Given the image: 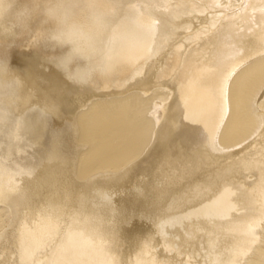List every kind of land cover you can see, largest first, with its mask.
Instances as JSON below:
<instances>
[{"label":"bare ground","instance_id":"bare-ground-1","mask_svg":"<svg viewBox=\"0 0 264 264\" xmlns=\"http://www.w3.org/2000/svg\"><path fill=\"white\" fill-rule=\"evenodd\" d=\"M13 1L14 0H0V16L5 17L7 20H12L13 18L17 19L16 16H19L18 18H20V22L25 24L27 17L31 16V14L27 16V14L30 13L29 9L26 8L28 5L26 7L20 6L23 3H19L21 0L19 2L18 0H15V2ZM53 1L49 0V3H52ZM55 1L56 3L61 2H57V0ZM83 1L86 0H68L65 2L64 7L67 10H72V6L75 4H79L81 6ZM91 1L95 4L100 2L102 5V8L99 4L98 8H96L97 6L93 8L103 13V21L101 24H93L92 21L87 19L89 13L93 10L91 8V10H89V7H86L88 10H86L87 12L84 11L83 14H79L78 18L76 17L71 19L76 22L86 24L93 37L96 34H98V36L106 34V37L110 40L108 43H114L115 45L114 41L116 40L115 38H117L116 35L118 32L116 31L118 30H114L116 34H114L115 36H111L112 33L110 29L113 27H111L113 24L109 15L111 14V11H117V9L120 10L121 8L119 9V7L122 5L119 6L117 1L110 0ZM125 1L127 2V0ZM154 1H157L155 2L158 3L156 5L162 3V6L164 5V9H166L165 12L171 11L170 8L174 5L169 4L168 0L164 2L160 0ZM154 1L148 3L151 5ZM16 2L20 4H18L20 7L17 5V8H15L14 4ZM30 2L33 4L34 1L31 0L28 3ZM44 2L45 1L43 0V3ZM126 2H124V6H129L130 3L125 5ZM169 2L172 3L173 1L170 0ZM155 3L152 5H155ZM131 4H133V1ZM92 5L91 7H93ZM48 6L49 5H47V7ZM60 6L63 8V5ZM147 6L145 7H150L149 5ZM145 7L144 9H146ZM86 8L84 7V10ZM160 8L162 7L160 6ZM160 8L158 7L155 11L160 10ZM46 9L49 11L48 8ZM133 9L135 10V8ZM173 9L175 10V5ZM125 10L124 12L121 11L123 12L122 14L127 12V9ZM129 10L131 11L132 8ZM195 10H198V12L201 10L202 12L201 14H197ZM76 11L78 12V9ZM116 11L115 14H117ZM135 11L133 13H135ZM75 12L74 10L71 11V13ZM163 12L156 14L157 20L162 22L166 20L164 19L166 18V14L163 15ZM177 12H173V14H177ZM182 12L184 14L182 16L180 15L182 17H180L181 19L176 21L174 18V27L172 28L173 33L171 34L172 36L169 44L167 43L168 45L164 48H161L160 46L159 48L156 47L154 50H152L153 47L150 48L152 51L149 56L147 55L148 57L146 58V61L143 59L144 62H146L147 71L146 75H143L148 77L146 82L156 81L157 83V81L161 80H171L174 83L172 85L176 88L172 94L157 91L148 95L144 92L146 90H142L141 92L140 87H138V91L140 92L137 91L132 93L131 91L129 95L109 98L105 97L104 99L102 98L96 101L93 99L91 104L88 103V105L90 104L89 106L87 105L85 109H82L79 113H77L80 121L79 125L77 123L78 138L80 143H83L80 145L86 147L87 149L84 148L86 150H82L80 153L78 152L79 156L78 159H76L77 164L76 170L74 169L75 173L77 171V173H80L83 177H88L92 174H96L100 178L105 177L106 180L111 183V187L114 188L111 189V191L108 190L107 192V196L109 195L108 198L110 200L109 203H112L114 207H116L113 209L114 212L106 218L108 223L111 224L109 226L114 227L110 228L107 225V222L102 224L99 223L101 225L99 227H97L99 224L96 225L97 229L91 232L93 235V245L92 248L85 253V255L86 258L93 261L92 264H264V0H186L184 1V9ZM43 13H45V11ZM118 13H120V11ZM149 13L150 12H148V15ZM35 14L36 13L34 12L33 15ZM138 14L140 13H137V15ZM152 14L150 17L153 16ZM40 15H42V13ZM40 15L38 17H40ZM121 15L118 14V16ZM168 15L172 14L168 13ZM74 16L75 15L73 14V17ZM116 16L117 15L113 18ZM138 16L136 17L139 18ZM133 17L134 16L131 17L132 20ZM154 17L155 16H153V18ZM137 18L134 17V19ZM150 19L151 18L148 20ZM35 20L30 21L35 22L36 24V21L39 19ZM58 20L54 22H57ZM1 21H3V19ZM18 21L19 20L17 19V23H19ZM46 21L45 23L48 22ZM12 22H14V20ZM4 23L5 22L3 21V24ZM131 23L129 25H132ZM24 24L21 25L25 26ZM33 24L31 23L32 26ZM48 24L49 23H47V25ZM115 24L116 23H114V26ZM9 25H11L12 28L15 27L12 24ZM21 25L20 27L22 28ZM26 25H28V23ZM149 25H153V23ZM35 26L36 25L33 27L35 28ZM8 27L10 28V26ZM16 27L18 26L16 25ZM39 27L40 25L38 26V29H41V27ZM154 27L155 26L152 28ZM162 28L164 27L162 26ZM149 29L151 28L149 27L148 30ZM161 29L159 30L161 31ZM11 30L10 32L13 31ZM16 30L17 28L14 30L15 33ZM50 31L53 33V29L46 31L47 34H50L49 36H51ZM155 31H150V33H154ZM14 32L10 35H15ZM46 32L44 31V34H46ZM124 33L119 34L124 35ZM150 33H142L141 30L138 37L145 39ZM37 34H39V32ZM157 34L158 33H156V35ZM24 35L30 34L27 33ZM122 35H119L120 38H122ZM165 35L164 31V36ZM4 36L7 37L8 35L4 33ZM98 36L96 35V37ZM102 36L104 37L105 35ZM102 36L98 37L101 39L96 38L97 41L102 40ZM127 36H130V34ZM1 37L2 36H0V39ZM13 37L15 38V36ZM24 37L25 38L21 36L22 39L27 41L26 36ZM155 37L157 39V36ZM163 37L160 35V38ZM200 37L202 39L200 41H196L197 38ZM5 38H3V40H5ZM54 38H49L50 43ZM120 38L119 40L121 41ZM124 38L125 37L123 36V39ZM8 39L11 38L8 37ZM13 39L11 40L12 44ZM18 39L19 41L17 39L16 40L20 42L21 39L19 37ZM106 39L103 41H106ZM138 39L139 38H137V40ZM154 39L155 38L153 37L152 40L155 41ZM37 40L40 41V38ZM7 41L10 42V40ZM17 41L15 42L16 44H18ZM22 41L23 40H21V43L24 42ZM94 42V39H92L91 48L98 43L96 42L94 44ZM33 43L31 44L32 47H34ZM46 43L49 44L48 41ZM104 43V45L107 44V42ZM24 44L26 45V42H24ZM24 44L22 46H24ZM37 44L38 43L35 45ZM133 44L134 43H132V45ZM18 45L16 47H18ZM27 45L30 46L28 42ZM57 45L55 44L54 46ZM97 45H101L100 42L96 44V46ZM117 45L119 46V44ZM132 45L130 46L131 48L125 52V55L129 57H132L138 51L137 46ZM44 46L45 45H43V47ZM62 46L63 45L59 46V48L56 47L57 50H60ZM150 46L153 45L150 44ZM13 48H15V45ZM177 48H179V51ZM1 49L4 50L7 48ZM24 49L26 48L22 47V50ZM27 49L30 48L27 47ZM40 49H42V47ZM104 49V51L101 48L98 49L99 52L100 50L103 51L101 54L98 53L97 58L99 60L104 58L108 59L109 56L113 58L119 51H115L113 45H110L107 50L106 48ZM3 50L2 52L7 51L1 55L4 56L1 58H5V60L12 58L15 53L12 49ZM33 50H35V47ZM33 50L31 51L30 49L29 51L33 52ZM34 52L33 54L35 55ZM47 53H49V51ZM93 53L90 52L88 58L86 59L87 61L92 57L91 55ZM51 54L52 56L55 55L53 53ZM61 54L63 57V53ZM23 55L24 54H22V58ZM44 56L45 55L40 57L38 62L37 59L32 56V58L36 59V61L33 59L34 62H37L33 64L32 60V65L29 63L30 60L28 62L30 65L23 62L27 66L23 65L25 66L23 67L21 65L20 67H23V69L22 71L21 69L19 70L21 71L20 73L17 70L19 75V80L17 82L5 83L0 81V144L3 143L2 145H4L5 143L7 147L15 145V149L13 148V151L10 152L11 154L5 151L4 152L6 154H4L0 149V188L9 190L7 191V194H9L8 192L13 193L12 190L15 191V194L13 196L11 195L12 197L9 196L10 198L7 199L10 203L0 202V228L4 226L12 209L19 211L26 206L30 207V212L28 211V214H25L26 216L23 218V221L32 222L37 220L39 215L37 211L39 206L38 197H40V192H42V194L44 192L42 186L46 187L44 186L45 184H42V182H47L48 184V195L51 194L59 196L65 194L68 199H70L67 202L70 210L77 208V201L81 200L80 198L78 200L75 198V192L78 190L77 184H75L68 175L69 169L67 167V150L69 146L67 145V136L69 137V134L67 133V130H65L68 127V121L66 118L59 119L55 116L57 111L59 112L61 109H64L65 106H60L63 105L61 104L63 100H66V98H72L75 96L74 94L76 92H80L81 89L84 88V82L87 80L85 75H87L90 80L92 77V80H94L96 75H100L93 73V75L90 76V74L84 73L80 66L77 67L78 64L75 65L80 61H85V59L77 58L72 62L71 66L63 59L60 60L59 64H57L58 60L55 59L57 63L54 60L53 61L58 65V69L56 71L54 70L55 73L46 74V79L59 80V84L56 80L54 83L61 86L58 87L61 90H57L58 93L56 94L58 97L56 96V101L55 99L54 101L47 100L45 99V96L47 95L43 93L45 91L47 93L48 90L54 89L53 87L56 85H51L53 83L52 82L50 84L53 86L52 89L49 87L47 90L46 86L49 81L47 83L44 82L46 80L44 79L45 76L41 79L42 76L39 75L40 72L42 74L44 73V64L42 61V59L45 60ZM26 60L27 59L25 57V61ZM111 61L112 60L110 59V63ZM102 62L100 61V63L97 64L103 65L105 61L103 63ZM20 63L16 64L20 65ZM91 63H93V61H91ZM114 63L117 68L123 66L117 61H114ZM134 63L135 61L133 62V66ZM97 66L98 65H96V68ZM133 66L131 67L132 69L135 68ZM45 67H47V65ZM92 67L93 66L91 65L89 68L91 69ZM102 67L106 66L104 65ZM83 68H85L86 71L88 70L87 66ZM31 69L38 72L37 74L40 76L42 82L39 81L40 79L37 80L36 78L30 76L29 70ZM142 70L143 69L141 68L138 73L141 74ZM108 73L109 72H107V74ZM1 75L3 74H0V76ZM130 75L132 74L130 73L128 76ZM9 76H7L6 80H8ZM129 78H127L128 81L130 80ZM137 78L139 77H136V79ZM90 80L88 81L90 82ZM112 80L110 79V81ZM92 82L90 83L92 84ZM114 82L118 83V80ZM123 82L125 81L123 80ZM132 82L131 85H133ZM146 82L144 81L145 84H147ZM95 83H97V81ZM95 83L93 82V84ZM91 84L90 86L92 87ZM98 85L100 86V84ZM169 85H171V83ZM169 85H167V87ZM116 86L120 87L117 84ZM170 87L172 88V86ZM135 88L137 87H134V89ZM118 89L115 90L118 91ZM150 89L148 88L147 90ZM127 90L129 89L127 88ZM156 90L157 89H155V91ZM84 94L86 93L84 92ZM80 95L83 94L81 93ZM167 96H170V98L164 100V98H168ZM76 97L73 100L77 101ZM51 98L49 97V99ZM33 100H36L37 103H41L42 101L40 105L43 103L45 105L43 107H33L32 105V107L29 108L28 105ZM14 102H17L14 107L25 112L28 111L34 115L36 119L33 120L34 122L36 120L39 123L40 128L39 126L38 128L40 130L46 128V131L42 136V134L40 135L33 131L36 129H33L35 124L32 123V120H30L31 123L26 120L29 122V124H27V128L29 125L31 126L34 124L33 128H31L32 126L29 127L30 131L32 130L33 133H36L34 136L31 134V138L37 136V142L35 140L34 142L39 144L42 143L40 142L42 141L41 139L45 141V143L42 144L43 147L41 150L39 147L37 149L36 146L37 150L31 153V155H29V151H27V143L30 144L29 141L22 143V140H19L21 142L19 145L14 141L16 136L26 132L27 129V122L25 124L23 123L25 127L21 124L25 112L22 111L24 114L23 116H21V114H17L14 110L15 108L12 106ZM59 106L61 108H59ZM59 114L61 115L62 113L59 112ZM50 117L52 118V122L47 119ZM211 132L214 134V140L210 143L211 150L207 153L206 151L201 152V149V151H199V141L197 140V136L200 133L206 134ZM19 136L21 137V135ZM23 138H25L23 140H26V137ZM70 138H73V136ZM27 139H30V137ZM76 139L77 138H75V140ZM76 141L78 142V140ZM29 144L28 146H32V144ZM38 146L41 147V144ZM29 148L32 149L33 147ZM45 160L51 161L49 166L39 168L41 165L40 163ZM28 166L34 168L38 167L37 169L39 170V174L37 175V178L32 180L29 177L31 175L28 172V175L23 177H29L33 182L27 179L26 181H20L22 178H20V175V177H17V174L20 173L22 175L21 172H23V167L25 168ZM31 170L35 169L32 168ZM23 173L25 175L27 174L25 172ZM18 178H20V180ZM39 180L41 181L40 185L32 191L31 187L34 184H38ZM73 196L74 198H72ZM22 212H20V214ZM59 217H61V215H59ZM85 218L86 219L84 220L88 219L87 217ZM91 218H89L90 220L88 221L91 222ZM88 223H84L79 231L85 232L92 229L91 227L88 228ZM131 223L134 227L136 226L138 228L137 231H135L137 234L129 229ZM25 227L27 229V225ZM22 229L24 230L23 227ZM47 229H49V227ZM8 230L10 229L8 228ZM97 231L100 232V235L97 234ZM3 232L2 233L5 234V230ZM29 233L30 231L28 233L27 231L20 233L17 237L18 241H15L14 243H11L12 239L11 241L0 240V264H19V262L11 259L9 256L11 252L14 251V247L17 245L26 247L34 244V237L30 238ZM53 234L55 235V233ZM53 238H55V236ZM58 246L59 245H57V247ZM58 248L61 250L60 247ZM87 248L89 249V247ZM62 249V252L65 253L70 260L71 258H74L72 256L74 250L72 246L70 247L66 245V247H63ZM109 256L111 261H113L111 263H107ZM51 257L50 259L52 260L53 258ZM61 258L59 257V259ZM67 261L66 263L68 264Z\"/></svg>","mask_w":264,"mask_h":264},{"label":"rangeland","instance_id":"rangeland-1","mask_svg":"<svg viewBox=\"0 0 264 264\" xmlns=\"http://www.w3.org/2000/svg\"><path fill=\"white\" fill-rule=\"evenodd\" d=\"M17 1V0H16ZM20 0H18V2H19ZM26 1V2H25ZM29 1H31V0H29ZM28 0H21L19 3H22V5H20L18 2H16L14 5H15V8H17V5L19 4L20 6H24V7H26L27 5H28V7H26V8H28L29 9V14H27V16L28 15H30L31 14V16H28L27 17V19H26V22H25V24L24 23H22V22H20V18H18L19 16H16L17 17V19L19 20L18 22L19 23H17V19L16 18H13L12 20H7L5 17H2V16H0V19L2 20L3 19V21L5 22L4 24H3V21H1L0 20V33H2V34H0V36H2L3 38H5L6 36H4V33L6 34V35H8L6 38H5V40H3V38L1 37V39H0V41L2 42H0V61H4L5 60V58H1V57H4V56H1L2 54H4L5 52H7V51H5V50H7V49H12L13 50V52H15L14 53V55L12 56V58H10V59H6L5 61H10V62H12L13 60H16V61H13L12 63H10V67H11V69L13 70V74H14V76L17 78V76H18V80H19V75H18V72L20 73L21 71H22V69H23V67H25V66H23V65H26V64H24V63H27L28 65H32V62H33V64H35V63H37L38 61H39V59H40V57H43V55H45L44 56V58H45V60H43L42 59V61H43V64H44V73L42 74L41 72L39 73V75H41L42 77H41V79L45 76V78L44 79H46V74H48V73H55V71L58 69V65L57 64H59V62H60V60H62L61 59V57H62V54L61 53H63V57H65L67 54H68V52H69V48L67 47H65L64 45L60 48V50L58 49L57 50V48L56 47H58L59 48V46H61V44H59L58 42H57V40H55V38L54 37H56V35L58 34V31L60 32L61 31V29H63V27H64V25L62 26V24L60 23V21L58 20V18L57 19H53V18H50V16L48 15V11H47V9L46 8H48V10H49V8H52L53 7V5H63V8H62V6H60V10L62 11L61 12V14L63 13V11L66 9L64 6H65V2H67L68 0H57V2H60V3H56V1L54 0H50V1H53L52 3L50 2L49 3V0H44L45 2L43 3V0H33L34 2H33V4H32V2H30V3H28L29 2ZM35 1H37V2H35ZM41 1H42V3H41ZM110 1H117L118 3H119V6L120 5H122V6H120L119 7V9L120 10H118L117 9V11H116V13L117 14H115V11H111L110 13V18H111V20H112V24L113 25H111V33H112V35L111 36H115L114 34H116V32H118L117 33V35H116V37L118 38H115L116 40L114 41L115 42V45H117V44H119V46L117 45V46H115L114 45V43L113 44H109L108 42H110V40H108L109 38H107L106 37V34H99L100 36H98V34H96L98 37H101L102 35H105L104 37L102 36V40H100V41H97V39L96 38H98V37H96V35L93 37V39H94V44L96 43V42H100V44L101 45H97L96 46V44H98V43H96L94 46H93V48H91V53H93L91 56V58H89L88 59V61L87 60H85V61H80V62H78V63H76L75 65H77V67L78 66H80L81 68H82V70H83V72L84 73H86V74H89V71L87 72L86 70H85V68H83V67H85V66H87V68L88 69H90L89 67H91V65L93 66L92 68H91V70H92V72L93 73H95V74H98V75H100V76H95V78H94V80H92L93 79V77L91 78V80H90V78L87 76V75H85V78H87V80L84 82V90L83 89H81V93L83 94V95H80L81 93L80 92H76L74 95L75 96H73L72 98H66V100H63L62 101V103L61 104H63V105H60L61 107L62 106H65L64 107V109H61L59 112L60 113H62L61 115L59 114V112L57 113L56 112V116L55 117H57V118H59V119H62V118H66V120L68 121V129L66 128L65 130H67V133L69 134V137L67 136V145L69 146V148H68V150H67V156H68V162H67V167H68V169H69V177H70V179L75 183V184H77V192H75V198L78 200L79 198L81 199L80 201L78 200L77 201V203L78 204H76V207L77 208H75L74 210H70L69 209V206H68V204H67V202L70 200V199H68V197L64 194H62V195H59V196H57V195H51V194H47V193H49L47 190V187H48V184H47V182L45 183H43L42 182V184L44 185V186H46V187H43L42 185V188L44 189L43 191V194H42V192H40V197H38V202H39V206H38V217H37V220H35V221H32V222H25V220L23 221V218L26 216L25 214H28V211L30 212V207H24V208H22L21 210H19V211H16V210H11V213L9 214V216H8V219H7V221L5 222V224H4V226H2L1 228H0V240L2 241H5V240H10L11 241V239H12V241H11V243H14L15 241H18V239H17V237L20 235V233H22V232H26L27 231V233L30 231V238H33L34 237V244L31 246V245H29V246H19V245H17L16 247H14V251L13 252H11V254H10V258L11 259H14L15 261H17V262H19V264H47V262H48V264H67L66 263V261L68 262V264H92L93 263V261H91V260H89L88 258H86V255H85V253L88 251V250H90V248H92V243H93V235L91 234V232H93L94 230H96L97 229V227H99L102 223H108V220L106 219L111 213H113L114 211H113V209L114 208H116V207H114V205L112 204V203H109L110 202V200H109V195L107 196V192H108V190H110L111 191V189H114L113 187H111V183H109L107 180H106V178L105 177H99V176H97L96 174L94 175V174H92V175H89L88 177H83V176H81L80 175V173H77V171H76V173H75V170H76V162H77V160L76 159H78V156H79V153L83 150H86L87 148L86 147H83V146H81L83 143H80V141H79V138H78V134H77V128H78V125H79V116L77 115V113H79L82 109H85L86 107H87V105H88V103H92V100L94 99V101H96V100H98V99H104L105 97L106 98H109V97H120V96H125V95H129L130 93H131V91H132V93H134V92H137L138 90H139V88L138 87H140V91L142 92V90L144 91V90H146V91H144L145 92V94H151V93H155V92H157V91H163V92H167V93H173L175 90H176V88L172 85V84H174L173 83V81H171V80H167V81H163V80H161V81H157V83H156V81H154V82H146L147 80H148V77H146L145 75H146V62H144V60L143 59H145V61H146V58L149 56V54H150V52L152 51V50H154V49H156V47H158L159 48V46L161 47V48H164V47H166V45H168L169 44V42H170V39H171V34L173 33V27H174V20L176 19V21L177 20H179V19H181L182 17V15L184 14L183 12H182V10L184 9V1H186V0H171V1H173L172 3L171 2H169L170 0H168V3L169 4H174L175 5V10L173 9L174 8V5H170L171 6V8H170V10L171 11H167L168 13H170V14H172V15H168V13L167 12H165L166 11V9H164V5L162 6V3H160L159 5L162 7V8H160V6L159 5H156V4H158V3H155V2H157V1H154V0H132L133 1V4H131L132 3V1L131 0H129V2H128V0H127V2L124 0V2H126L125 3V5L126 4H129V6L128 5H126V6H124V2H123V0H110ZM151 1H154V2H152V4H154L155 3V5H150L148 2H150L151 3ZM160 1H162V2H164V1H167V0H160ZM13 2H15V0L13 1ZM39 2V3H38ZM86 2V3H85ZM103 2V1H102ZM140 4H139V3ZM145 2H146V4H145ZM82 3V2H81ZM89 3H91V4H89ZM135 3V4H134ZM136 3H137V5H136ZM83 4H85V5H83ZM92 4H94V5H92ZM98 4H99V6L101 7L102 5H101V3L100 2H98L97 4H95L94 2H92L91 0L90 1H88V0H86V1H83V3H82V5L86 8H88L89 7V10H91V9H93V8H95L96 6V8H98ZM187 4H189V3H187ZM186 4V5H187ZM18 5V7H20ZM44 5V6H43ZM46 5V6H45ZM47 5H49L48 7H47ZM81 5V6H82ZM91 5L93 6V7H91ZM134 5V6H133ZM147 5H149L150 7L149 8H146L145 6H147ZM38 6V7H37ZM79 4H75L74 6H72L71 8H72V10H68V12H69V14H70V16H71V18H78V16H79V14L81 15V14H83V12L85 11V12H87L88 10H87V8L84 10V7L82 6L81 7ZM129 7V9H131L132 8V10L130 11L129 9H128V7ZM137 8H136V7ZM139 6V7H138ZM146 8V9H144V7ZM179 6V7H178ZM41 7V8H40ZM45 7V8H44ZM123 7V8H122ZM125 7V8H124ZM127 7V8H126ZM131 7V8H130ZM148 7V6H147ZM154 7V8H153ZM156 7V8H155ZM160 8V10H158V11H155V10H157V8ZM32 8V9H31ZM82 8V9H81ZM91 8V9H90ZM102 8V7H101ZM133 8H135V10L133 9ZM153 8V10L151 11V9ZM36 9V10H35ZM45 9V10H44ZM78 9V12L76 11ZM125 9H127V12H125L124 14H125V16L126 15H130L129 17L128 16H124V14H122L123 12H124V10ZM163 9V10H162ZM40 10H44L45 11V13H43L42 11H40ZM74 10V12L77 14H75V13H71V11H73ZM82 10V11H81ZM87 10V11H86ZM141 10V11H140ZM162 10V11H161ZM172 10H173V12H177V14H173V12H172ZM177 10V11H176ZM40 13H39V12ZM120 11V13H118ZM121 11H123V12H121ZM126 11V10H125ZM130 11V12H129ZM135 11V13L137 12V13H140V14H138L137 15V13L135 14V13H133ZM146 11V12H145ZM155 11V12H154ZM164 11V12H163ZM31 12H33V13H31ZM34 12L36 13L35 15H33L34 14ZM82 12V13H81ZM143 12H145V13H143ZM148 12H150L149 13V15H148ZM160 12L162 13L163 12V15H165L166 16V18H164V19H166L165 21H159V20H157V16H156V14H160ZM182 12V13H181ZM195 12L198 14V13H200L201 14V10H199V12H198V10L196 11L195 10ZM42 13V15H40ZM142 13V14H141ZM153 13V14H152ZM73 14L75 15L74 17H73ZM115 15H117L115 18H113ZM118 14L119 15H121V16H118ZM132 14V15H131ZM151 14L153 15V16H155L154 18L156 19V21H155V19L153 18V16L152 17H150L151 16ZM179 14V15H178ZM40 15V17H38ZM176 15V16H175ZM181 15V16H180ZM38 17V18H36V17ZM42 16V17H41ZM46 18H45V17ZM48 16V17H47ZM113 16V17H112ZM132 16H134L135 18H137L136 16H138L139 18H137L138 20H139V22H138V20L137 19H134V17H133V20H132ZM141 16V17H140ZM172 17V18H170V17ZM124 17H125V19H124ZM181 17V18H180ZM30 18V19H29ZM44 19V21H43V19ZM47 18H48V20H47ZM50 18V19H49ZM119 18V19H118ZM124 20H123V19ZM144 18V19H143ZM149 18H151L150 20H148ZM170 18V19H169ZM175 18V19H174ZM37 19H39V20H36ZM52 19H53V22L54 21H56V20H58L57 22H52ZM127 19V20H126ZM6 20V21H5ZM14 20V22H12ZM30 20H32V21H36V24H35V22H32V21H30ZM48 22H47V21ZM123 20V21H122ZM129 20V21H128ZM154 20V21H153ZM8 21V22H7ZM45 21L47 22V23H49L48 25H47V23H45ZM132 23H131V22ZM136 21V22H135ZM167 21V22H166ZM7 22V23H6ZM11 22V23H10ZM59 22V23H58ZM121 22H123V23H121ZM149 22V23H148ZM151 22V23H150ZM157 22V23H156ZM14 23V24H13ZM15 23H17V24H15ZM28 23V25H26ZM31 23L33 24V26L34 25H36L35 26V28L31 25ZM51 23V24H50ZM114 23H116L115 24V26H114ZM117 23H118V25H117ZM132 24V25H129V24ZM137 23V24H136ZM138 23H139V25H138ZM141 23V24H140ZM153 23V25H149V24H152ZM155 23V24H154ZM7 24V25H6ZM9 24H12V25H14L15 27L14 28H12V26L11 25H9ZM21 24H24L25 26H23V25H21ZM38 24V25H37ZM52 24H53V26H52ZM55 24V25H54ZM147 24V25H146ZM160 24V25H159ZM170 24H173V25H170ZM2 25H3V27H2ZM16 25L18 26V27H16ZM20 25L22 26V28L20 27ZM40 25V27H41V29H38V26ZM42 25V26H41ZM44 25V26H43ZM120 25V26H119ZM126 25V26H125ZM137 25V26H136ZM145 25V26H144ZM161 26V27H159V26ZM7 26V27H6ZM8 26H10V28L8 27ZM28 26H29V28H28ZM30 26H32V27H30ZM54 26H56V27H54ZM61 26H62V28H61ZM153 26H155L154 28H152ZM159 28H158V27ZM162 26L166 29H164V28H162ZM25 27V28H24ZM37 27V28H36ZM39 27V28H40ZM43 27V28H42ZM48 29H47V28ZM59 27V28H58ZM118 27V28H117ZM120 27V28H119ZM146 27H147V29H146ZM151 28V29H153V30H151V29H149L150 31H155L154 33H150V31L148 30V28ZM158 29H157V28ZM9 28V29H8ZM15 28H17V30H16V33L14 32V30H15ZM32 28H33V30H32ZM136 28V29H135ZM143 28H144V30H143ZM165 31V36H164V31L162 30V29ZM13 31H12V30ZM53 29V33H51V31H50V33H51V36L54 38L53 39V43L51 44L50 43V39H52V37L51 36H49L50 34H47V32L46 31H49V30H52ZM58 29V30H57ZM126 29V30H125ZM155 29V30H154ZM159 29H161V31L159 30ZM7 30V31H6ZM10 30L12 31V32H10ZM20 30V31H19ZM37 31V32H35V31ZM116 30H118V31H115ZM122 30V31H121ZM130 30V31H129ZM141 30H142V33L143 32H146V34H148V33H150L145 39H141L140 37H138L139 36V34L141 33ZM147 30H148V32H147ZM168 30V31H167ZM42 31H43V33H42ZM44 31L46 32V34H44ZM172 31V32H171ZM10 32V33H9ZM15 33V35H13V36H15V38L13 37V36H11L10 34H12V33ZM19 34H18V33ZM39 32V34H37ZM125 32V33H124ZM137 32V33H136ZM9 33V34H8ZM23 33V34H22ZM30 34V35H24V34ZM41 33V34H40ZM49 33V32H48ZM56 33V34H55ZM119 33H124V35H122V34H119ZM127 33V34H126ZM156 33H158L157 35H156ZM170 33V34H169ZM20 35V36H18V35ZM128 34H130V36H127ZM134 34V35H133ZM138 34V35H137ZM152 34H155V35H152ZM31 35H32V37H31ZM44 35V36H43ZM47 35V36H46ZM119 35H122V38H120V36ZM126 35V36H125ZM136 35V36H135ZM160 35H161V37H165V39H164V37L163 38H160ZM21 39V40H25V39H22L21 38V36H23V38H25L24 36H26V39H27V41L25 40L24 42H26V45L24 44V42L23 43H21V40H20V42H18L19 41V39H18V37ZM27 36H29V37H27ZM33 36H36V37H33ZM39 36V37H38ZM45 39H43L42 37ZM47 38H46V37ZM123 36L126 38V41H125V38L123 39ZM155 38L154 40L155 41H153L152 39H153V37ZM155 36H157V39H156V37ZM167 36V37H166ZM168 36H170V37H168ZM8 37L9 38H11V39H8ZM128 37H129V39H128ZM149 37H151V38H149ZM15 40H14V39ZM34 38V39H33ZM40 38V41L39 40H37V39H39ZM42 38V39H41ZM50 38V39H49ZM107 38V39H106ZM119 38L121 39V41H122V43H121V41L119 40ZM133 38V39H132ZM137 38H139L138 40H137ZM167 38V39H166ZM13 39V44L11 43L12 40ZM18 41H17V40ZM37 40V42H36V40ZM96 39V40H95ZM98 39H101V38H98ZM104 39H106V41H103ZM135 39V40H134ZM202 38L200 37V38H197V40L196 41H200ZM7 40H10V42L9 41H7ZM29 40V41H28ZM32 42H31V41ZM33 40H35V41H33ZM42 40V41H41ZM49 42V44L48 43H46L47 41ZM158 40V41H157ZM5 41V42H4ZM17 41V43L18 44H20V45H18V44H16L15 42ZM41 43H39V42ZM45 41V42H44ZM56 41V42H55ZM117 41V42H116ZM118 41H119V43H118ZM127 41H129V42H127ZM133 41V42H132ZM136 41V42H135ZM142 41V42H141ZM144 41V42H143ZM166 41H168V42H166ZM11 43V44H9V43ZM27 42H28V44H30V46H28L27 45ZM31 42V43H30ZM34 42V43H33ZM38 43L37 45H35L36 43ZM44 42V43H43ZM104 42H107V44L106 45H104L105 43ZM125 42V43H124ZM138 42V43H137ZM148 44H147V43ZM158 42V43H157ZM7 43V44H6ZM15 43V44H14ZM34 44V47H35V50H33L34 49V47H32V45L31 44ZM46 43V44H45ZM121 43V44H120ZM129 43V44H128ZM132 43H134L133 45H135V46H137V53H135V55H133L132 57H129V56H127V55H125V52L129 49V48H131L130 46L132 45ZM168 43V44H167ZM24 44V46H22ZM40 44V45H39ZM56 44H58L57 46H54V45ZM108 44H109V46H108ZM142 44H144V45H142ZM150 44L151 45H153V46H150ZM155 44V45H154ZM7 45H10V46H7ZM14 45H15V48H13L14 47ZM18 45V47H16ZM42 45V46H41ZM43 45H45L44 47H43ZM105 47H104V46ZM110 45H113L114 46V48H115V51H118L117 52V54L112 58V57H108V59L107 58H104V59H102V60H99L97 57H98V53L99 54H101L105 49L104 48H106V50H107V48H109L110 47ZM126 45V46H125ZM132 45V46H133ZM141 45V46H140ZM146 45H147V47H146ZM7 46V47H6ZM13 46V47H12ZM42 47V49H40L41 47ZM95 46H96V48H95ZM126 47V49H125V47ZM140 46V47H139ZM10 47V48H9ZM20 47V48H19ZM22 47L23 48H26V49H24V50H22ZM27 47H29L30 49H31V51L33 50V52L35 53V55L33 54V52H31V51H29L30 49H27ZM39 47V48H38ZM118 47V48H117ZM120 47V48H119ZM123 47V48H122ZM145 47V48H144ZM153 47V48H152ZM1 48H7V49H1ZM18 48H19V50H18ZM38 50H37V49ZM48 48V49H47ZM55 48V49H54ZM64 48V49H63ZM103 49V51H101L100 50V52H99V50L98 49ZM143 48V49H142ZM150 48H152V50L150 49ZM180 48V47H179ZM179 48H177L178 49V51H179ZM63 49V50H62ZM124 49V50H123ZM142 49V50H141ZM147 51H146V50ZM149 49H150V51H149ZM181 49V48H180ZM2 50L3 51H5V52H2ZM27 50H28V53H27ZM57 50V51H56ZM122 50V51H121ZM24 53H23V52ZM26 51V52H25ZM40 52V53H38V52ZM44 51V52H43ZM49 51V53H47ZM50 51H51V53H53V54H55L56 52V56L54 55V56H52V54L50 53ZM63 51V52H62ZM98 51V52H97ZM37 52V53H36ZM46 52V53H45ZM27 53V54H26ZM32 53V54H31ZM45 53V54H44ZM60 53V54H59ZM118 53H120V54H118ZM141 53H142V55H141ZM22 54H24L23 55V58H22ZM50 54V55H49ZM122 54V55H121ZM146 54V55H145ZM18 57H17V56ZM48 55V56H47ZM61 55V56H60ZM93 55H97V56H93ZM138 55V56H137ZM141 55V56H140ZM148 55V56H147ZM32 56L34 57V58H36L37 59V62H34V60L36 61V59H34V58H32ZM47 56V57H46ZM146 56V57H145ZM25 57H26V59L28 60H26L25 61ZM29 57V58H28ZM49 57V58H48ZM57 57H58V59H57ZM62 57V58H63ZM145 57V58H144ZM15 58V59H14ZM18 58V59H17ZM22 58V59H21ZM54 58V59H53ZM97 58V59H96ZM113 61H111V63H110V59ZM11 59H12V61H11ZM20 59H21V61H20ZM34 59V60H33ZM48 59H50V60H48ZM55 59L56 60H58L57 62L55 61ZM92 59V60H91ZM95 59H96V62H95ZM113 59H115V60H113ZM23 60V61H22ZM29 60H30V62H29ZM33 60V61H32ZM48 60V61H47ZM57 63H55L54 61ZM108 60V61H107ZM19 61V62H18ZM32 61V62H31ZM87 61V62H86ZM90 61V62H89ZM91 61H93V63H91ZM100 61L103 63V65L102 64H97V63H100ZM114 61H117L119 64H122L123 66L122 67H120V68H117L116 66H115V63H114ZM131 61H132V63H131ZM135 61V63H134V66H133V62ZM21 62V63H20ZM24 62V63H23ZM30 64H29V63ZM51 62V63H50ZM94 62H95V64H94ZM108 62V63H107ZM140 62V63H139ZM16 63H20V65L19 64H16ZM80 63H81V65H80ZM91 63V64H90ZM106 63V64H105ZM144 63V64H143ZM14 64V65H13ZM47 65V67H45L46 65ZM55 64H56V66H55ZM107 64H108V66H107ZM137 66H136V65ZM139 64V65H138ZM19 65V66H18ZM23 66V67H20V66ZM52 65H53V68H52ZM88 65H89V67H88ZM96 65H98V66H100V67H98L97 66V68H96ZM106 66V67H102V66ZM110 65V66H109ZM18 66V67H17ZM27 66V65H26ZM51 66V67H50ZM83 66V67H82ZM135 67V68H131V67ZM56 67V68H55ZM136 67H137V69H136ZM143 69L142 70V72H141V74H139L138 72H140V70H141V68ZM46 68V69H45ZM55 68V69H54ZM86 68V69H87ZM100 68V69H99ZM107 70H106V69ZM111 68V69H110ZM139 68V69H138ZM21 69V71H19ZM49 69V70H48ZM53 69V70H52ZM93 69H95V70H93ZM97 69V70H96ZM17 70H18V72H17ZM45 70H47V71H45ZM55 70V71H54ZM103 71V74H100L101 72H99V71ZM104 70H106V71H104ZM138 70V71H137ZM33 71V72H32ZM36 71V70H35ZM34 70H29V74H30V76L31 77H33V78H36L37 80H39L40 79V76L37 74L38 72L36 71L35 72ZM53 71V72H52ZM135 73H134V72ZM30 72H32V73H30ZM98 72V73H97ZM105 72H106V74H105ZM107 72H111L110 74L108 73L107 74ZM122 73V74H121ZM131 73L132 75H130V76H128L129 74ZM137 73V74H136ZM35 74V75H34ZM128 74V75H127ZM143 74H145V75H143ZM106 75V76H105ZM113 75H115V76H113ZM117 75V76H116ZM123 75V76H122ZM125 75H126V77L127 78H129L130 80L128 81L127 80V78L125 77ZM135 77H134V76ZM7 76H9V74H3V75H1L0 76V81H2V82H5V83H14V82H17L18 80H15V79H13L12 78V76L10 75L9 77H8V80H6L7 79ZM87 76V77H86ZM102 76V77H101ZM133 76V77H132ZM38 77V78H37ZM98 77V78H97ZM113 77V78H112ZM124 77V78H123ZM131 77H132V79H131ZM136 77H139V78H137L136 79ZM96 78H97V80H96ZM100 78V79H99ZM103 78V79H102ZM115 78V79H114ZM118 78V79H117ZM133 78H135V79H133ZM145 78V79H144ZM11 81H10V80ZM32 79V78H31ZM39 80V81H41L42 82V80ZM44 79H43V81H44ZM101 79H102V82H101ZM110 79L112 80V79H114V80H112V81H110ZM126 79V80H125ZM147 79V80H146ZM13 80H15V81H13ZM47 80V79H46ZM44 81V82H48L47 83V86H46V89L48 90L49 89V87H50V89H52V87L53 86H55V87H53L54 89H52L53 90V92H52V90H48L47 91V93H46V91L43 93V94H45V95H47V96H45L46 98L45 99H47V100H53L54 101V99H55V101H56V98L58 97L57 96V94L56 93H58V87H61V86H59L58 84H59V80H57V79H55L56 81H57V83L55 84L54 82H56L55 80H47V81ZM88 80H90V82H96L97 81V83H95V84H93V82H92V84L88 81ZM96 80V81H95ZM118 80V83H115L114 81H117ZM122 80V81H121ZM123 80L125 81V82H123ZM134 82H132V81ZM147 83V84H145L144 83V81ZM105 81V82H104ZM129 82V84H128V82ZM139 81V82H138ZM142 81V82H141ZM54 84H53V83ZM87 82V83H86ZM92 85V87L90 86V84ZM100 82V83H99ZM108 82V83H107ZM110 82V83H109ZM123 84H122V83ZM131 82H132V84L133 85H131ZM138 84H137V83ZM46 83H45V85H46ZM52 83V84H51ZM101 83H102V85H101ZM159 83H161V84H159ZM165 83H166V85H165ZM171 83V85H169V84ZM53 85V86H51V85ZM97 84V85H96ZM98 84H100V86L98 85ZM116 84L117 85H119L120 87H118V86H116ZM122 84V85H121ZM127 86H126V85ZM145 84V85H144ZM152 84V85H151ZM50 85V86H49ZM58 85V86H57ZM140 85V86H139ZM156 85H158V86H156ZM167 85H169L168 87H170V86H172V88L170 87V88H168L167 87ZM95 86V87H94ZM96 86H97V88H96ZM108 86V87H107ZM116 86V87H115ZM126 86V87H125ZM152 88H151V87ZM156 86V87H155ZM48 87V88H47ZM88 87V88H87ZM123 87H125V88H123ZM134 87H137V88H135L134 89ZM146 87H148L150 90H147L148 88H146ZM119 88V89H118ZM120 88H122V89H120ZM127 88L129 89V90H127ZM162 88H164V89H162ZM168 88V89H167ZM90 90V92H89V90ZM118 89V91H116V90ZM124 89V90H123ZM131 89V90H130ZM155 89H157L156 91H155ZM175 89V90H174ZM54 90H56V91H54ZM61 89H59V91H60ZM170 92H169V91ZM52 93H51V92ZM94 91V92H93ZM121 91V92H120ZM125 91V92H124ZM140 91H138V92H140ZM149 91V92H148ZM152 91V92H151ZM55 92V93H54ZM84 92L86 93V94H84ZM93 94H92V93ZM100 92H102V93H100ZM104 92V93H103ZM116 92V93H115ZM56 94V95H54V94ZM80 93V94H79ZM95 93V94H94ZM108 93H109V95H108ZM50 94V95H49ZM78 94H79V97H78ZM103 94V95H102ZM28 95H30V94H28ZM90 97H89V96ZM94 97H93V96ZM170 95V94H169ZM51 96H52V98H51ZM54 96V97H53ZM57 96V97H56ZM77 96V97H76ZM81 96V97H80ZM31 97V96H30ZM48 97V98H47ZM49 97L51 98V99H49ZM77 98L76 100L77 101H75V100H73L74 98ZM92 97V98H91ZM168 98H164V100H167V99H169L170 98V96H167ZM79 98H81V99H79ZM85 98V99H84ZM89 100H88V99ZM78 99H79V102H78ZM69 100V101H68ZM71 100V101H70ZM81 100V101H80ZM82 100H84V101H82ZM90 100H91V102H90ZM35 101V102H34ZM41 101V100H40ZM45 101V100H44ZM73 101H75V102H73ZM66 102V103H65ZM72 102V103H71ZM82 102H83V105H82ZM87 102V103H86ZM15 103L17 104V102H14L13 104H12V106H13V108H15L14 110L16 111V113L17 114H21V116H23L24 114L22 113V111L23 110H20V109H18V108H16V107H14L15 106ZM30 103H32V104H30ZM29 103V105H28V107L30 108V107H32V105H33V107H43L45 104L43 103L42 105H40L41 103H42V101H41V103H37V101L36 100H33V101H31ZM75 103V104H74ZM37 104V105H36ZM38 104H39V106H38ZM66 104V105H65ZM86 104V105H85ZM89 104V105H90ZM73 105V106H72ZM88 105V106H89ZM1 106H2V104H1ZM4 106H6V105H4ZM59 106V108H61ZM74 106H75V108H74ZM79 106V107H78ZM83 106V107H82ZM67 107V108H66ZM1 108V107H0ZM67 109V110H66ZM72 110V111H71ZM0 111H1V109H0ZM23 112H25V111H23ZM72 112V113H71ZM66 115H64V114ZM68 113V114H67ZM59 115V116H58ZM68 115H70V116H68ZM60 116H61V118H60ZM65 116V117H64ZM46 117H48V116H46ZM78 118V119H77ZM33 119H36L35 117H34V115H32V113H30V112H28V111H26L25 112V115H24V118H23V120H22V126L23 127H25V125H23V123L25 124L26 122V128H27V124H29V122L31 123V121L30 120H32V123H34L33 125L35 126V127H37L38 128V126H39V123L35 120V122H34V120ZM47 119H49L48 121H50V122H52L51 120H52V118L50 117V118H47ZM71 119V120H70ZM26 120H28V121H26ZM76 120V121H75ZM78 121V122H77ZM37 122V123H36ZM71 122H72V124H74V122H75V124L74 125H72L71 124ZM77 123H78V125H77ZM36 124H37V126H36ZM33 125H29V127H31V128H33ZM21 126V125H20ZM27 128L26 129V132H24V133H21V134H19V135H21V139L18 137V136H16V138H15V142H16V144H18L19 145V143H26L27 141H29L30 142V144L29 143H27V151H29L28 153H29V155H31V153H33L34 151H36L37 149H38V147L40 148V150H41V148L43 147L42 146V144L43 143H45V141L43 140V139H41L42 141H40V142H42V143H39V144H37V143H35L34 142V140L37 142V136L36 137H34V138H31L32 137V135L34 136V134H36V133H33V131L34 132H37L38 134H42V136H43V134L45 133V131H46V128H44V129H42V130H40L39 128H40V126H39V130L37 129V128H33V129H36V130H31L30 131V128ZM70 127V128H69ZM76 127V128H75ZM74 129V130H73ZM28 130V131H27ZM40 131V132H38V131ZM72 130V131H71ZM75 130H76V132H75ZM29 131H30V133H29ZM43 131V132H42ZM25 134V135H24ZM31 136H30V135ZM72 134V135H71ZM214 134H213V132H211V133H206V134H202V133H200L198 136H197V140L199 141L198 142V146H199V151H201V152H204V151H206V153L207 152H209L211 149V142L214 140V136H213ZM73 136V138H70V137H72ZM75 136V137H74ZM23 137H26V140H23V139H25V138H23ZM30 137V139H27V138H29ZM19 138V139H18ZM75 138H77L76 140H78V142L75 140ZM18 139V140H17ZM17 140V141H16ZM21 142H20V141ZM72 141V142H71ZM76 141V142H75ZM206 141V142H205ZM33 143H35V144H33ZM72 145H71V144ZM203 145H201V144ZM204 143V144H203ZM3 144V143H2ZM2 144H0V149H1V151L4 153V154H6L5 152H9V154H11L10 152H12L13 151V148L15 149V145L14 146H9V147H7V145H5V143H4V145H2ZM28 144L29 145H31L32 144V146H28ZM41 144V147L40 146H38V145H40ZM81 144V145H80ZM36 146H37V149H36ZM46 146V145H45ZM29 147H33L32 149H30ZM34 147H35V149H34ZM201 147V148H200ZM6 148H8L9 149V151H8V149H6ZM84 148H86V149H84ZM28 149H30V150H28ZM201 149V150H200ZM77 150V151H76ZM5 151V152H4ZM79 152V153H78ZM8 154V153H7ZM26 154H27V152H26ZM78 154V155H77ZM33 155V154H32ZM76 155H77V157H76ZM75 156V157H74ZM76 160V161H75ZM47 161V162H46ZM71 163H70V162ZM51 163V161H48V160H45V161H43L42 163H40L41 165L39 166V168H45V167H48L49 166V164ZM68 163H70V164H68ZM44 164V165H43ZM33 168V169H35V170H31V169ZM38 167H23V172H25V173H27L26 175L23 173V172H21L22 173V175L20 174V173H18L17 174V177H20V178H22L21 180H20V178H18L20 181H26V179L27 180H30V181H32L33 179L35 180V178H37V175L39 174L38 173V169H37ZM75 169V170H74ZM29 170V171H28ZM33 171V172H32ZM74 171V172H73ZM28 172H29V174L31 175V176H29V177H23V176H27L28 175ZM36 173V174H35ZM75 173V174H74ZM20 175V176H19ZM33 175V176H32ZM94 175V176H93ZM33 177V178H32ZM77 177V178H76ZM90 177V178H89ZM29 178V179H28ZM82 178H84V179H82ZM103 178V179H102ZM105 178V179H104ZM25 179V180H24ZM41 180V179H40ZM39 180V183L38 184H34L31 188H32V191H34L35 189H36V187L38 186V185H40V181ZM89 180V181H88ZM105 181H107V182H105ZM33 182V181H32ZM107 183V184H106ZM95 184V185H94ZM35 186V187H34ZM94 186V187H93ZM5 188H0V202H3V203H8L9 201L7 200V199H9L10 197L9 196H13L14 194H15V191L14 190H12L13 191V193H10V192H8L9 194H7V191H9V190H7V189H5ZM3 190V191H2ZM46 191V192H45ZM2 193V194H1ZM109 194V193H108ZM77 195H78V197H77ZM5 196H7V197H5ZM11 196V197H12ZM45 196V197H44ZM57 196V197H56ZM74 196L72 197V198H74ZM44 197V198H43ZM49 197V198H48ZM40 198V199H39ZM46 199V200H45ZM55 199V200H54ZM48 202V203H47ZM10 203V202H9ZM66 203V204H65ZM46 204H48V205H46ZM50 205V206H49ZM43 206V207H42ZM46 206V207H45ZM50 208V209H48V208ZM53 207V208H52ZM45 208H47V209H45ZM44 210V211H43ZM89 210V211H88ZM22 211H24V212H22ZM14 212H15V214H14ZM19 212V213H18ZM20 212H22L21 214H20ZM76 213V214H75ZM17 215V216H16ZM21 215V216H20ZM23 215V216H22ZM59 215H61V217H59ZM89 217H88V216ZM91 215V216H90ZM93 215H95V216H93ZM21 217V218H20ZM43 217V218H42ZM85 217H87L88 219L87 220H84V219H86ZM92 217V218H91ZM48 218V219H47ZM69 218V219H68ZM89 218H91V222L90 221H88V220H90ZM10 220V221H9ZM84 220V221H83ZM94 222H93V221ZM18 221V222H17ZM41 222V223H39V222ZM9 222H11V223H9ZM56 222V223H55ZM88 223V228L89 227H91L92 229H90L89 231L87 230V231H85V232H81V231H79L80 229H81V226H83L84 225V223ZM9 223V224H8ZM17 225H16V224ZM99 223H101V224H99ZM21 224H22V226H21ZM99 224V225H98ZM11 227H10V226ZM27 225V229H26V226ZM58 227H57V226ZM96 225H98L97 227H96ZM108 226L109 225H111L110 223H108L107 224ZM15 226V227H14ZM6 229H5V228ZM22 227L24 228V230L22 229ZM49 227V229H47ZM62 227V228H61ZM110 228H113L114 226H109ZM8 228L10 229V230H8ZM17 228H19V229H17ZM54 228V229H53ZM94 228V229H93ZM33 229V230H32ZM129 229L131 230V231H133L135 234H137L135 231H137V227L135 226L134 227V225L131 223L130 224V226H129ZM5 230V234H3L4 231ZM14 230V231H13ZM16 230H17V232H16ZM117 230V229H116ZM13 231V232H12ZM3 232V233H2ZM8 232V233H7ZM11 232H12V234H11ZM15 232V233H14ZM20 232V233H19ZM89 232V233H88ZM98 233V235H100V232L99 231H97ZM14 233V234H13ZM19 233V234H18ZM46 233V234H45ZM53 233H55V235L53 234ZM89 235H88V234ZM4 236H3V235ZM12 236H11V235ZM38 234V235H37ZM40 234H42V235H40ZM57 235V236H56ZM11 236V237H10ZM52 238H51V237ZM55 236V238H53ZM16 237V238H15ZM58 237V238H57ZM90 238H91V240H90ZM50 239V240H49ZM66 240V241H65ZM52 241V242H51ZM82 241H83V243H82ZM77 242H79V243H77ZM88 242V243H87ZM56 244V245H55ZM67 246H72L73 247V249L74 250H76V251H74L73 249V253H72V256L74 257V258H76V259H74V258H71V260H70V258H68V256L67 255H65V253H63L62 252V248L63 247H66V245ZM74 244V245H73ZM48 245V246H47ZM57 245H59L58 247H60L61 248V250L57 247ZM62 245V246H61ZM51 246V247H50ZM86 246V247H85ZM91 246V247H90ZM49 247V248H48ZM87 247H89V249L87 248ZM25 248V249H24ZM42 248V249H41ZM47 250H46V249ZM58 249V250H57ZM25 250V251H24ZM41 250V251H40ZM46 250V251H45ZM61 252H60V251ZM48 251V252H47ZM59 253H58V252ZM38 252V253H37ZM40 252V253H39ZM46 252V253H45ZM37 253V254H36ZM48 253V254H47ZM79 253H80V255H79ZM44 255H46V256H48V257H46V256H44ZM51 255H52V257H51ZM63 255V256H62ZM36 256H38V257H36ZM33 257V258H32ZM50 257L51 258H53L52 260L50 259ZM55 257V258H54ZM59 257L61 258V259H59ZM85 257V258H84ZM67 258V259H66ZM55 259V260H54ZM62 259H63V261H62ZM66 259V260H65ZM87 259V260H86ZM49 260V261H48ZM51 260V261H50ZM57 260V261H56ZM65 260V261H64ZM70 260V261H69ZM74 260V261H73ZM76 260V261H75ZM89 261H91V262H89ZM56 262V263H55ZM58 262V263H57ZM89 262V263H88ZM111 262H113V261H111V258H110V256L108 257V259H107V263H111Z\"/></svg>","mask_w":264,"mask_h":264},{"label":"clouds","instance_id":"clouds-1","mask_svg":"<svg viewBox=\"0 0 264 264\" xmlns=\"http://www.w3.org/2000/svg\"><path fill=\"white\" fill-rule=\"evenodd\" d=\"M48 15L53 19L59 18L60 23L64 25L63 29L55 37L59 44L69 48L68 54L61 59L68 62L70 66L77 58L86 60L90 54L93 39V35L86 24L72 20L67 9L61 14L60 5H53L49 9ZM87 19L92 21L93 24L99 25L103 21V13L93 9ZM88 71L90 76H92V70L88 69ZM0 74H9L13 79L18 80L10 67V61H0Z\"/></svg>","mask_w":264,"mask_h":264}]
</instances>
